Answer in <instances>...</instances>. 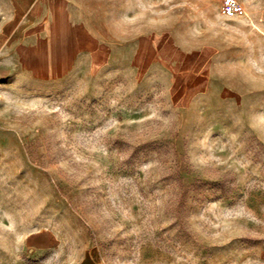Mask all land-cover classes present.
<instances>
[{
    "label": "rangeland",
    "instance_id": "1",
    "mask_svg": "<svg viewBox=\"0 0 264 264\" xmlns=\"http://www.w3.org/2000/svg\"><path fill=\"white\" fill-rule=\"evenodd\" d=\"M12 1L0 264H264V0Z\"/></svg>",
    "mask_w": 264,
    "mask_h": 264
},
{
    "label": "crops",
    "instance_id": "2",
    "mask_svg": "<svg viewBox=\"0 0 264 264\" xmlns=\"http://www.w3.org/2000/svg\"><path fill=\"white\" fill-rule=\"evenodd\" d=\"M5 2H7V4L9 5V7L13 10V12L15 13V6L13 4L12 0H4ZM36 2L37 3V11L36 13L39 15L42 14H48L49 15V27L51 29H56L53 25L56 24V22L51 20V15L56 9L53 8H63V7H67L68 6V2L66 0H32V4ZM64 16V15H63ZM48 18V17H47ZM65 20H67L66 16L64 17Z\"/></svg>",
    "mask_w": 264,
    "mask_h": 264
},
{
    "label": "bare ground",
    "instance_id": "3",
    "mask_svg": "<svg viewBox=\"0 0 264 264\" xmlns=\"http://www.w3.org/2000/svg\"><path fill=\"white\" fill-rule=\"evenodd\" d=\"M63 32V31H62ZM62 34V33H61ZM47 45V44H46ZM63 59H64V56H63Z\"/></svg>",
    "mask_w": 264,
    "mask_h": 264
}]
</instances>
